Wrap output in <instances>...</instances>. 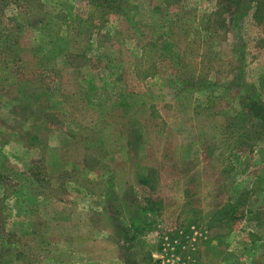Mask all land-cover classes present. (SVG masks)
<instances>
[{
  "label": "rangeland",
  "instance_id": "374dc122",
  "mask_svg": "<svg viewBox=\"0 0 264 264\" xmlns=\"http://www.w3.org/2000/svg\"><path fill=\"white\" fill-rule=\"evenodd\" d=\"M238 6L0 0L22 57L0 90V264H264V0ZM67 208L93 259L39 245Z\"/></svg>",
  "mask_w": 264,
  "mask_h": 264
},
{
  "label": "trees",
  "instance_id": "16d2710c",
  "mask_svg": "<svg viewBox=\"0 0 264 264\" xmlns=\"http://www.w3.org/2000/svg\"><path fill=\"white\" fill-rule=\"evenodd\" d=\"M99 0H93V2H98ZM227 2V6L230 8V12L236 16L240 11L246 10L244 7L239 8V0H224ZM259 5H262L261 2L258 3ZM239 9V11H238ZM21 33V27L12 22V19L10 17H6L3 14L0 13V90H11L12 88L16 87L19 82H20V75L17 72H14L16 68V64H18L22 59L18 48L16 47L17 44H19L18 38L19 34ZM153 44L149 45H144L143 50L145 49V46H150ZM147 54V53H146ZM145 55V50L142 53V56ZM179 66L182 68V71L185 70V68H193V66H189L186 61L183 59L179 60ZM196 71H192V73H187L186 71L183 72V78L185 80H191V81H200L204 77H202L201 73L196 74ZM155 72H152L150 75L153 76ZM146 76V75H145ZM250 110L252 114L258 115L259 112L264 113V105L258 101L254 100L253 97V102L249 105ZM153 112L156 110L155 107L153 106ZM157 111H155L156 113ZM159 116V115H158ZM262 116V115H261ZM260 116V117H261ZM72 208V205L70 206ZM70 209L67 208L65 213L61 214L57 220L53 219L51 220L46 227H44L41 232L38 233V242L39 245L43 248V250L47 253H53L54 251H51V247L54 244L53 242V237H58L60 240H62L65 245H56L55 251L58 250L59 253H73V256L75 257L76 255H80L82 260L83 258H86L88 260V257L86 255H89V258L93 259L92 256V249H90L91 244H89V247L81 251L75 250V245L76 242L82 238L85 239V241L88 242L90 241L91 238L94 236L93 234V225L90 224L89 222H85L84 224H81L82 221H74L75 224L70 223V219H65L64 215L70 214L72 212ZM229 212V211H228ZM231 216H227L225 218H220L219 222L216 224V226H213V228L217 227V234L219 231L226 230L225 233L229 232L232 230V224H233V218ZM81 222V223H80ZM89 223L90 225H88ZM82 226L83 229L86 227L85 231H82ZM90 226V228H89ZM57 229L59 228V232L52 233V229ZM89 228V229H88ZM88 229V230H87ZM87 230V231H86ZM85 232V233H84ZM223 234L217 237H221ZM55 248V247H54Z\"/></svg>",
  "mask_w": 264,
  "mask_h": 264
},
{
  "label": "crops",
  "instance_id": "0c3cea01",
  "mask_svg": "<svg viewBox=\"0 0 264 264\" xmlns=\"http://www.w3.org/2000/svg\"><path fill=\"white\" fill-rule=\"evenodd\" d=\"M184 196V194H183ZM184 202H185V198H184ZM188 216V213H184L183 215H181L182 218H178V217H174L173 219L171 218L170 221H173L175 222L177 225L175 226H179V227H176L175 230L173 231L174 233L177 231V230H180V233L182 234L188 227H191V225L189 224V219L187 217ZM177 220H180L181 222H178ZM185 220H188V221H185ZM165 228V225H163ZM232 231V230H231ZM167 233V232H166ZM162 238V236H160V239ZM152 251V258L154 259V261L157 263L156 259L159 258L162 254H163V251L160 250V249H157V250H151ZM156 258V259H155ZM159 260V259H158Z\"/></svg>",
  "mask_w": 264,
  "mask_h": 264
},
{
  "label": "built area",
  "instance_id": "2783aa9c",
  "mask_svg": "<svg viewBox=\"0 0 264 264\" xmlns=\"http://www.w3.org/2000/svg\"><path fill=\"white\" fill-rule=\"evenodd\" d=\"M173 262H175V260H173ZM176 264H180V263H177V262H175Z\"/></svg>",
  "mask_w": 264,
  "mask_h": 264
}]
</instances>
